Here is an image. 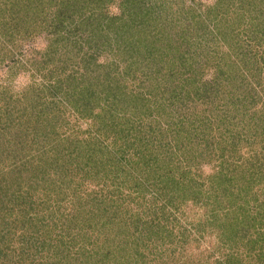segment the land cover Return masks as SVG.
<instances>
[{"label":"rangeland","instance_id":"374dc122","mask_svg":"<svg viewBox=\"0 0 264 264\" xmlns=\"http://www.w3.org/2000/svg\"><path fill=\"white\" fill-rule=\"evenodd\" d=\"M0 72V264H264V0H0Z\"/></svg>","mask_w":264,"mask_h":264},{"label":"trees","instance_id":"16d2710c","mask_svg":"<svg viewBox=\"0 0 264 264\" xmlns=\"http://www.w3.org/2000/svg\"><path fill=\"white\" fill-rule=\"evenodd\" d=\"M52 16H58V15L57 14H53V12H46V11L41 12V11H39L36 18L35 17H33V18L30 17L29 18L30 20H28L26 22L24 21V24L22 25V26H24V28L21 31L23 32V35H26V38H27L26 40H30L33 37H35L37 33H40V32H38L40 30V28H42V30H47L46 31L47 34L52 38V41H55V44H56V46H53L54 48L53 47H50V48H48L46 50V52L39 53L38 54V60L39 61H35L36 59L33 60L32 58H29L28 57L30 59V62H32V64H36V62H39V63L49 62L50 61L49 60V57H52V59H53L54 58L53 56L57 55L58 52H60V54H59L60 57L58 59L61 60L62 59V53H64V55H65V51L66 52H70V50L68 49V44L69 43H74L73 39H71L70 37H68L70 35V33L68 32L67 28H65V25H64V31H62L63 34L58 35L54 31L53 32L51 31V30H53L52 28H53L54 24H57L56 21H53L52 23H49L48 22V19H51ZM56 20H57V18H56ZM140 22H142V21H140ZM22 26H21V28H22ZM161 43H165L169 48H171L172 49V51H171L172 54H175L177 51L178 52L180 51L181 52L180 57H184V58H186L188 60V58L186 57V54L189 55V48L187 49L186 46H184V44H182V42H179L178 41V38H177L176 41L174 39H172V38H169V39L162 38L161 39ZM158 51H160L161 53L164 54V52L161 51V48H158ZM12 53H13L12 55H7V58H9L8 61L10 60L9 62L7 61V64L8 65H11L12 64L11 66H8L10 69H14L15 64L18 65V63H16V60H15L14 52L12 51ZM84 56H87V57L89 56L90 57L89 52H85L84 53ZM67 59H68V57H67ZM84 60H86V59L84 57H82V62H84ZM33 61H34V63H33ZM61 61H63V60H61ZM109 65H113L112 62H109V63L107 62L105 66H109ZM132 66L134 68H136L135 65L132 64ZM201 69H203V67L198 64V66H196V70H198V71L201 72ZM110 70L112 71L113 68L111 67ZM131 74H132V72H130L128 74V76H130ZM69 96L73 100L76 98L75 95H69ZM126 123L128 124V119H127ZM114 126H117V125H114ZM191 132H192V130H189V133H188L189 136L193 134ZM116 133H117V131H116ZM183 140L185 142H187L188 144H190L188 146V148L189 147L190 148L188 150H186L187 151V154L190 153L191 151H194L195 157H192V158H196L197 149H199V148L196 147V145L200 147L202 144L201 143H196V145H195V142L193 140L187 138L186 136H180L178 142H181ZM70 142H72V141H70ZM203 146H206V143H204ZM177 148L180 150L179 146H177ZM204 152H205V150H204ZM205 154H206V152H205ZM184 156H185V158H187V159H185L186 162H190V161L193 160L191 157H189V155H187V156L184 155ZM208 157H209V155H208ZM221 158H222V154H218L216 156V158H215V161L218 164V168L220 169V172L218 171V173H220V174H222L221 171H223V167H221V164H222ZM182 162H184V161H178L180 167L183 166L182 165ZM251 243L252 244H255L254 238L251 240Z\"/></svg>","mask_w":264,"mask_h":264},{"label":"clouds","instance_id":"9594fccd","mask_svg":"<svg viewBox=\"0 0 264 264\" xmlns=\"http://www.w3.org/2000/svg\"><path fill=\"white\" fill-rule=\"evenodd\" d=\"M112 12L115 13L116 9L113 8ZM34 47L37 50H42L45 47V43L42 39H38L36 43L34 44ZM7 76V72H0V78H5ZM29 77L26 74H20L17 76L16 81H14V84L16 85L15 90H19L20 88L24 87L27 83H29Z\"/></svg>","mask_w":264,"mask_h":264}]
</instances>
